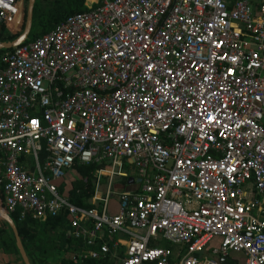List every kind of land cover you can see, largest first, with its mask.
<instances>
[{"label": "built area", "instance_id": "obj_1", "mask_svg": "<svg viewBox=\"0 0 264 264\" xmlns=\"http://www.w3.org/2000/svg\"><path fill=\"white\" fill-rule=\"evenodd\" d=\"M86 1L3 59L4 210L65 215L73 264H264V0Z\"/></svg>", "mask_w": 264, "mask_h": 264}, {"label": "trees", "instance_id": "obj_2", "mask_svg": "<svg viewBox=\"0 0 264 264\" xmlns=\"http://www.w3.org/2000/svg\"><path fill=\"white\" fill-rule=\"evenodd\" d=\"M23 1V20L18 32L11 35L7 34L6 25L0 22V42L15 39L23 30L27 0ZM84 2L85 0H36L33 10L31 33L26 42L48 33L67 16L84 12L86 10ZM12 50L0 51V67L3 66V59L6 54ZM124 166V169H127V165L124 164ZM104 167L105 165L75 166L68 173L65 182L61 184L60 192H66L72 204L86 209L92 208L93 206L90 204V200L94 196L95 187V179L92 178V175L95 170L103 169ZM1 173L2 167L0 166V177ZM131 177L133 175H130L129 178H121L122 181L119 184L121 186H127V182ZM85 179L87 182L83 183ZM3 200L2 185H0V204L2 207ZM8 214L17 228L20 240L31 264H73L71 255L77 249L81 248V244L72 236H68L70 227L65 215L36 221L30 216H27L24 220H20L17 211L9 212ZM0 247L4 252L12 253L19 257L13 234L8 225L1 219ZM55 258L57 259L55 260ZM19 260L22 263L20 257ZM85 264L112 263L85 262Z\"/></svg>", "mask_w": 264, "mask_h": 264}, {"label": "water", "instance_id": "obj_3", "mask_svg": "<svg viewBox=\"0 0 264 264\" xmlns=\"http://www.w3.org/2000/svg\"><path fill=\"white\" fill-rule=\"evenodd\" d=\"M35 2H36V0H27L26 6H25V19H24L23 30L15 39L10 40V41L0 42V51L1 50L14 49V48L24 44L28 40L30 33H31V28H32V18H33V10H34V6H35ZM19 8L21 9V13L17 17V20H16L14 26L11 27V30L16 31V32L18 31V27L21 25L22 20H23V16H22L23 1H20ZM132 180H133L132 178L129 179V184L132 183ZM0 219L2 221H4L8 225L9 229L11 230L13 237H14L15 246H16V249L19 253V257H20L22 263L23 264H31L27 254L25 252V249L22 245V242L20 240L17 228H16L13 220L11 219L9 214L3 209L1 204H0ZM68 236H70V232H68ZM221 263L225 264V261L221 260Z\"/></svg>", "mask_w": 264, "mask_h": 264}, {"label": "crops", "instance_id": "obj_4", "mask_svg": "<svg viewBox=\"0 0 264 264\" xmlns=\"http://www.w3.org/2000/svg\"><path fill=\"white\" fill-rule=\"evenodd\" d=\"M7 34H9L7 32ZM11 35V34H9ZM133 183V181H132ZM132 183L129 184V181H128V187H124V186H121V185H117L116 186V189L117 190H123L124 189H133L134 187L132 186ZM113 204L115 205V201H113ZM57 258H55L56 260ZM0 264H20V260H19V257L15 254H12V253H6L2 250V248L0 247Z\"/></svg>", "mask_w": 264, "mask_h": 264}, {"label": "rangeland", "instance_id": "obj_5", "mask_svg": "<svg viewBox=\"0 0 264 264\" xmlns=\"http://www.w3.org/2000/svg\"><path fill=\"white\" fill-rule=\"evenodd\" d=\"M6 30H7L6 33L9 32V34H13L14 32L16 33V31H12L11 28H9V27H8ZM17 32H18V31H17ZM129 174L133 175L132 173H129ZM121 181H122L121 179L119 180V179L116 178V183H117V185H119V183L121 184ZM128 181H129V180H128ZM127 185H128V182H127ZM128 186H129V185H128ZM20 264H22V263L20 262Z\"/></svg>", "mask_w": 264, "mask_h": 264}, {"label": "bare ground", "instance_id": "obj_6", "mask_svg": "<svg viewBox=\"0 0 264 264\" xmlns=\"http://www.w3.org/2000/svg\"><path fill=\"white\" fill-rule=\"evenodd\" d=\"M91 1H94V0H87L86 1V4L88 5V3H90ZM133 181V180H132Z\"/></svg>", "mask_w": 264, "mask_h": 264}]
</instances>
